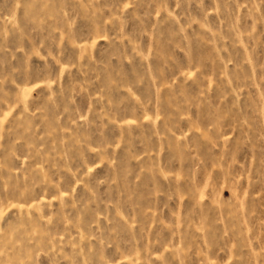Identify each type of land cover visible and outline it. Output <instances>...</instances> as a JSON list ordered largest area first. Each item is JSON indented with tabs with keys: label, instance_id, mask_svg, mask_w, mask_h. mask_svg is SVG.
Wrapping results in <instances>:
<instances>
[{
	"label": "rangeland",
	"instance_id": "obj_1",
	"mask_svg": "<svg viewBox=\"0 0 264 264\" xmlns=\"http://www.w3.org/2000/svg\"><path fill=\"white\" fill-rule=\"evenodd\" d=\"M0 264H264V0H0Z\"/></svg>",
	"mask_w": 264,
	"mask_h": 264
}]
</instances>
